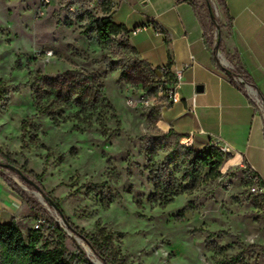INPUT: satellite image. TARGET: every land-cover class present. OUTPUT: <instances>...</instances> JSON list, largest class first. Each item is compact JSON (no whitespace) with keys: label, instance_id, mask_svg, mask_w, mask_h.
I'll return each mask as SVG.
<instances>
[{"label":"rangeland","instance_id":"obj_1","mask_svg":"<svg viewBox=\"0 0 264 264\" xmlns=\"http://www.w3.org/2000/svg\"><path fill=\"white\" fill-rule=\"evenodd\" d=\"M98 3L0 0V79L9 98L8 108L0 107V163L11 158L18 167L39 175L44 193L79 228L93 232L99 224L115 232L129 264H224L235 257L236 264H264V193H252L244 173L221 166L218 178L175 196L166 205L149 199L154 191L153 163L168 164V160L163 151L153 161L147 154L148 135L164 132L158 121L150 125L147 115L165 101L128 104L129 97L143 91L141 83L121 78V66L138 59L128 41L116 37L110 45H99L94 34L81 33L84 22L77 14L86 9L100 16ZM66 70L94 73L115 108L119 125L107 119L103 133L95 117L88 127L74 117L55 126L45 115L34 116L31 77L52 78ZM76 109L64 111L73 116ZM26 119L34 125L24 130ZM37 141L42 147H37ZM183 171L181 161L169 164L171 175L179 178ZM0 173L80 241L36 187L1 165ZM181 183L192 186L191 180ZM7 190L9 199L17 201V221L26 233L35 219L29 216L26 203ZM188 203L194 208L181 213ZM44 236L50 246L55 245L56 234L50 228L45 227ZM66 246L74 250L69 240ZM84 247L93 262L99 261Z\"/></svg>","mask_w":264,"mask_h":264},{"label":"trees","instance_id":"obj_2","mask_svg":"<svg viewBox=\"0 0 264 264\" xmlns=\"http://www.w3.org/2000/svg\"><path fill=\"white\" fill-rule=\"evenodd\" d=\"M187 1L192 5L200 19L206 18L211 22V32L206 35V43L211 47L214 64L221 68L230 81L244 93L247 92L245 84L252 87L256 91V95L263 100L264 107V97L250 74L243 65L237 63L238 55L228 49L223 42L222 36L225 35V32L227 36L230 35L232 28V18L228 15L227 8L224 7V11L227 14L228 22L223 25L217 16L214 5L217 0ZM113 9L114 4L111 0H99L98 11L101 13L100 16L86 9L81 10L77 14L79 21L84 22L82 25L84 29L81 33L85 36L94 34L95 41L99 45H110L116 37L124 38L127 41L125 37L128 32L127 28L123 24L115 23L111 18ZM215 31H218V36L216 43L213 44ZM129 47L136 54L135 49L130 45ZM216 48L220 50L228 65L220 64L219 57L215 55ZM166 66L170 67V65ZM236 76L242 78V83L234 81ZM121 78L127 83H141L144 92L154 99H164V105L171 103L166 97L159 96L157 93L158 84L165 86L175 82L169 68L164 70L161 67H153L138 58L134 63L121 66ZM31 79L34 90L33 107L36 110L34 116L45 115L55 126H60L74 117L78 122L88 127L92 126L95 117L94 121L103 133L107 132L105 127L107 119L117 121L113 104L106 98L102 85L98 83L92 72L82 73L76 70H66L52 78L35 75ZM248 97L250 102L255 104L253 96L248 95ZM8 106V89L4 85V81L0 79V107L6 110ZM73 107L77 108L74 115H66L64 110ZM160 108L153 107L150 109L147 115V121L150 125L158 121ZM33 125L30 119L22 122L24 130ZM117 125H119V121H117ZM181 137L182 135L173 128L166 132H155L148 135L147 154L150 160L153 161V158L160 151L166 153L165 159L168 160V164L163 162L155 165L153 163L151 173L154 191L149 195V199L162 205L168 204L175 196L190 191L193 187H199L208 180L218 178L221 174L220 167L228 157V154L221 151L213 142H208L201 148L194 149L191 145L181 144ZM37 147H42L39 141H37ZM176 161H181L184 164L183 174L179 178L168 173L169 164ZM0 165L7 169H11L9 166H12L17 171L11 170L16 172L23 182L30 187L36 186L34 182L38 183L39 191L44 195L48 204L66 222L64 225L66 229L80 239L78 241L70 236L62 224L55 220L42 205L30 197L16 182L0 173L8 187L26 203L29 216L35 221L43 220L38 228L30 227L26 233L21 230L15 217L9 222L0 221V264H95L88 257L84 245L102 264H129L117 245L115 232L99 224L93 232L84 231L70 220L55 199L49 198L44 193L39 182V175L27 171L24 166L18 167L16 161L11 158H7L6 163H0ZM243 173L246 177V184L250 187L252 181L248 177L253 174V171L247 170ZM258 178L259 186L264 187V180ZM185 180H191L192 186L188 188L186 185H182L181 182ZM189 208H194L192 203H188L180 212L182 213ZM45 227L50 228L56 234V241L53 246L49 245V241L44 236ZM66 240L72 243L73 251L67 249ZM237 261L236 257L229 258L225 260L224 264H236Z\"/></svg>","mask_w":264,"mask_h":264},{"label":"crops","instance_id":"obj_3","mask_svg":"<svg viewBox=\"0 0 264 264\" xmlns=\"http://www.w3.org/2000/svg\"><path fill=\"white\" fill-rule=\"evenodd\" d=\"M111 1V18L127 28L125 37L139 59L153 67L181 69V81L174 88L176 100L160 108L159 128L164 132L173 128L194 149L208 142L225 145L229 151L224 169L251 170L264 180L263 100L248 85L246 93L241 91L214 64L206 43L210 20L200 19L187 0ZM214 5L223 25L228 22L227 8L232 28L230 35L222 36L223 42L238 55L237 63L264 97V0H217ZM134 28L139 29L133 33ZM218 57L221 65H228L223 56ZM7 189L0 178L1 222L17 219V201L9 199Z\"/></svg>","mask_w":264,"mask_h":264},{"label":"built area","instance_id":"obj_4","mask_svg":"<svg viewBox=\"0 0 264 264\" xmlns=\"http://www.w3.org/2000/svg\"><path fill=\"white\" fill-rule=\"evenodd\" d=\"M50 1H51V0H41V2H42L43 4L50 3ZM138 29H139V28H134V29L132 30V32L135 33V32H137ZM217 36H218V31H215V32H214V37H213V39H214L213 44L216 43V41H217ZM215 53H216V55H218V56H222V54H221V52H220V50H219L218 48L215 49ZM161 68L164 69V70H166V69L169 68V70H170L171 73L173 74V77H174V79H175V82H174L173 84L165 85V86H163V85H161V84H158V85H157V91H158L157 93H158L159 96H164V97H166L170 102H172V101L176 100V96H175V93H174V88H175V86L178 85V84L180 83V81H181V76H182V74H181V69L176 68V69H173V70H172L170 67H167L166 65L161 66ZM234 81H235L236 83H242V78L236 76V77H234ZM245 85H246V84H245ZM153 100H154V98L150 97L146 92L142 91V92H141L137 97H135V98L129 97L128 100H127V102H128V104H133V105L137 104V105H141V104H145V103L148 104V103L152 102ZM257 102H258V100H257ZM193 105H194V104L192 103V106H193ZM180 143H181V144H184V145H189L190 141H189V139L186 138V137H181V138H180ZM215 144H216V143H215ZM216 145H217V144H216ZM217 147H218L221 151H223L224 153H227V152L229 151L228 147H226L225 145H217ZM248 178H249V180L252 181V184H251V186H250V190H251L252 193H263V192H264V187L259 186V184H258V180H259V178H258V176H256V174H254V172H253V174H252L251 176H249ZM41 222H43L42 219L36 220L35 223H34V225H33V228H38Z\"/></svg>","mask_w":264,"mask_h":264},{"label":"water","instance_id":"obj_5","mask_svg":"<svg viewBox=\"0 0 264 264\" xmlns=\"http://www.w3.org/2000/svg\"><path fill=\"white\" fill-rule=\"evenodd\" d=\"M223 61H224V63H227L225 59H224ZM249 88L251 89V87H249ZM9 167H10L11 169H14L12 166H9ZM14 170L17 171L16 169H14ZM35 187H36V189L40 190V187H39V186L36 185ZM60 217H61V220L63 221V223L66 224V222L62 219V216H61V215H60ZM94 263H95V264H101L99 261H96V262H94Z\"/></svg>","mask_w":264,"mask_h":264}]
</instances>
